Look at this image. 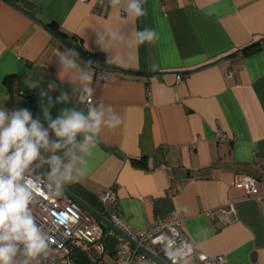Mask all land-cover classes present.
I'll use <instances>...</instances> for the list:
<instances>
[{
    "label": "crops",
    "instance_id": "crops-1",
    "mask_svg": "<svg viewBox=\"0 0 264 264\" xmlns=\"http://www.w3.org/2000/svg\"><path fill=\"white\" fill-rule=\"evenodd\" d=\"M144 7L147 15L133 21L108 0H0V107L27 108L43 123L40 92L55 82L48 94L71 99L52 107L53 118L64 107L86 111L55 56L75 50L96 73L91 100L117 112L121 124L102 133L88 175L66 187L104 217L117 208L134 229L182 214L198 251L264 264V0ZM145 27L158 33L155 43L130 40ZM105 30L129 40L102 49ZM29 78L39 88H29ZM218 131L229 140L218 141ZM245 176L257 180L253 195L237 183ZM112 189L117 202L103 207L99 195ZM229 205L230 221L214 214ZM103 245L99 261L76 250L74 264H114L119 236L106 228Z\"/></svg>",
    "mask_w": 264,
    "mask_h": 264
},
{
    "label": "clouds",
    "instance_id": "clouds-1",
    "mask_svg": "<svg viewBox=\"0 0 264 264\" xmlns=\"http://www.w3.org/2000/svg\"><path fill=\"white\" fill-rule=\"evenodd\" d=\"M111 10L122 11L133 21L147 15V0H108ZM159 39L154 28L145 27L132 33L137 45L153 44ZM129 39L120 30H105L98 35L102 49L117 48ZM60 77L67 78L72 93L86 106V111L64 107L53 118L56 104H68L71 97L60 92L55 99L48 93L56 90L55 82L42 89L47 103L40 105V117L27 108L9 112L0 107V264H43L52 253L49 230L43 228L33 213L37 196L46 190L59 196L67 185L80 182L91 168L92 159L100 153L99 141L105 130H115L121 117L103 102L93 103L95 70L83 62L73 49L55 53ZM108 63L116 64L117 57ZM106 75V74H105ZM99 79V77L97 78ZM29 88H39V81H25ZM45 124L47 126H45ZM173 243L164 248L165 255L178 264Z\"/></svg>",
    "mask_w": 264,
    "mask_h": 264
},
{
    "label": "built area",
    "instance_id": "built-area-1",
    "mask_svg": "<svg viewBox=\"0 0 264 264\" xmlns=\"http://www.w3.org/2000/svg\"><path fill=\"white\" fill-rule=\"evenodd\" d=\"M216 138L220 142L229 140L228 136L221 131L217 132ZM237 183L245 189L249 196L257 192V180L254 177H242ZM258 199L264 203V197ZM99 200L103 207L107 203L115 206L117 193L113 189L103 192L99 195ZM233 212V205H229L218 209L214 214L229 219ZM33 213L38 223L49 230L52 240V253L43 264H74L73 252L76 250L85 253L95 262L100 260L104 251L105 226L81 209L66 194L52 196L45 190L43 196H37ZM212 214V212L207 213L208 216ZM106 218L131 240L144 246L169 264H173V259L165 255L164 248L170 241L174 242L173 251L176 252L178 263L187 258H195L196 264H229L223 256L211 257L197 250L184 233L186 217L182 214L167 221L151 223L141 229L132 228L115 207L107 212ZM114 264L155 263L119 236L118 256Z\"/></svg>",
    "mask_w": 264,
    "mask_h": 264
},
{
    "label": "water",
    "instance_id": "water-1",
    "mask_svg": "<svg viewBox=\"0 0 264 264\" xmlns=\"http://www.w3.org/2000/svg\"><path fill=\"white\" fill-rule=\"evenodd\" d=\"M71 44V43H69ZM64 194H66L73 202H75L81 209H83L86 213L92 215L95 217L100 223H102L107 229L113 231L118 236L124 238L126 241H128L132 246L138 248L139 251H141L143 254H145L149 259H151L155 264H168L165 260L162 258L154 255L151 253L147 248L144 246L139 245L137 242L131 240L129 237H127L121 230H119L116 226H114L106 217H104L99 211L91 207L89 204H87L84 200H82L80 197L75 195L73 192H71L67 187H65V190L63 191Z\"/></svg>",
    "mask_w": 264,
    "mask_h": 264
}]
</instances>
